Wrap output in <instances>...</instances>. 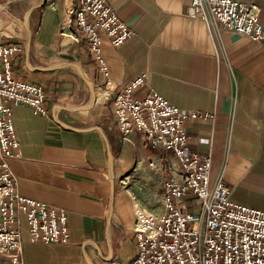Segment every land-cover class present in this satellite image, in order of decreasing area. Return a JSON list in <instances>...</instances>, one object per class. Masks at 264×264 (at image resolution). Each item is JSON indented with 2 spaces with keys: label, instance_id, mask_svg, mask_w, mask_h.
<instances>
[{
  "label": "crops",
  "instance_id": "obj_1",
  "mask_svg": "<svg viewBox=\"0 0 264 264\" xmlns=\"http://www.w3.org/2000/svg\"><path fill=\"white\" fill-rule=\"evenodd\" d=\"M236 1L255 5L264 28V0ZM76 2L0 0V44L16 48L12 77L46 94L45 115L13 109L10 168L22 196L65 212L69 234L63 244L30 243L22 218L25 264L133 257L132 203L154 206L166 166L178 169L174 153L139 131L123 138L115 123L116 91L142 74L133 99L155 93L201 115L185 122L186 149L210 157V185L222 181L231 201L264 210V46L190 15V0H106L132 34L118 47L102 38L105 78L74 31Z\"/></svg>",
  "mask_w": 264,
  "mask_h": 264
},
{
  "label": "built area",
  "instance_id": "obj_2",
  "mask_svg": "<svg viewBox=\"0 0 264 264\" xmlns=\"http://www.w3.org/2000/svg\"><path fill=\"white\" fill-rule=\"evenodd\" d=\"M189 10L194 17L209 19L264 46V28L255 5L190 0ZM72 25L107 78L102 38L121 46L132 34L130 27L106 0H77ZM15 50L0 44V264H25L22 218L30 243L63 244L69 238L65 212L22 196L10 168L19 146L13 109L26 106L34 113H47L43 87L12 77L10 57ZM145 77L139 75L116 91L115 123L123 138L139 131L153 147L174 153L179 168H166L168 176L157 198L159 209L147 210L138 200L133 203L135 253L130 260L112 264H264V210L231 201L222 181L210 185V157L187 151L185 122L201 115L187 113L155 93L133 99Z\"/></svg>",
  "mask_w": 264,
  "mask_h": 264
},
{
  "label": "rangeland",
  "instance_id": "obj_3",
  "mask_svg": "<svg viewBox=\"0 0 264 264\" xmlns=\"http://www.w3.org/2000/svg\"><path fill=\"white\" fill-rule=\"evenodd\" d=\"M116 13V12H115ZM117 14V13H116ZM118 16V15H117ZM119 18V17H118ZM120 132V131H119ZM176 158V157H175ZM177 161V160H176ZM178 164V163H177ZM169 167H171L170 165H168ZM168 166H166V168L168 167ZM178 168H179V166H178ZM175 169V168H174ZM167 171V170H166ZM167 177V176H166ZM166 177H165V179H166ZM165 181V180H164ZM164 181H163V183H164ZM162 186H163V184H162ZM161 186V187H162ZM162 189V188H161ZM161 189L157 192V198H158V200H160V194H161ZM134 203V202H133ZM133 203H132V205H133ZM155 203V202H154ZM151 204V203H150ZM150 204H148V206L146 205V209L147 210H155L156 208H158L160 205H159V201H158V203H155V205L154 206H150ZM145 207V206H144ZM156 207V208H155ZM155 208V209H154ZM134 220H135V215H134ZM134 224V223H133ZM133 229V228H132Z\"/></svg>",
  "mask_w": 264,
  "mask_h": 264
}]
</instances>
